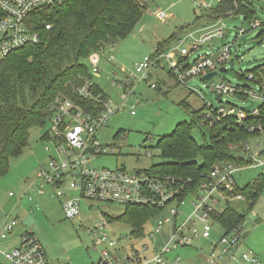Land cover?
<instances>
[{"label":"built area","instance_id":"1","mask_svg":"<svg viewBox=\"0 0 264 264\" xmlns=\"http://www.w3.org/2000/svg\"><path fill=\"white\" fill-rule=\"evenodd\" d=\"M60 1L0 0V61L14 49L39 42L33 15L38 9L53 7ZM144 3L147 4L146 1ZM197 6L209 7L204 3ZM234 11H227L210 26L187 32L169 49L144 56L142 61L135 64L134 72L124 76L120 81L110 80V85L117 89L119 103H115L109 96L105 97L102 92L95 91L91 79H83L82 84L75 88L77 101L63 96L56 98L57 101L50 107L54 112L53 127L48 136L51 147H44L50 153L49 158L45 164L37 167L36 177L29 184L27 191L34 185L36 191L42 193L44 186H50L57 197L63 198L62 209L68 219L80 216L82 201L150 205L159 208L161 212L167 209L174 218L171 220L165 217L159 220L148 234L150 238L156 234L161 235L162 227L165 224L169 227L167 237L159 249L151 247L152 252L157 251L153 257H148L150 247L146 242H142L138 249L131 247L121 254L116 241L107 240L103 235L94 242V247L100 254L96 264H166L169 261L167 255L172 249L191 247L199 239L206 240L211 237L214 222L212 215L223 209L219 208L220 203L226 205L233 200L245 201L244 196L236 191L235 175L238 170L245 166L264 167V158L260 157L258 150L251 153L248 143H244L240 153L250 158V164L238 165L233 161L214 164L196 191L190 194L192 209L189 214H184L182 212L184 200L179 201L177 197L185 186L191 184L190 178L181 183V178L171 174H156L146 170L127 172L120 168L95 166L98 157L113 152L112 149L110 153L107 152L99 139L100 131L106 127L108 119L122 110L130 111L131 114L136 113V105L140 102L135 93L136 83L146 82L150 88L155 89L157 83L153 81L152 75L166 71L170 72L176 83L194 89L197 84L190 86L189 81H197L196 78L203 80L202 77L211 71H218L215 76L222 73L219 69L225 67L230 58V45H223L215 53L196 55L191 61L188 57L203 43L213 41L215 37L225 38L226 23L223 18L232 17ZM157 17L164 20L166 14L160 11L157 12ZM247 22L249 29L261 26L258 19ZM44 26L45 29L50 28L49 24ZM246 30L243 27H236V34L241 36ZM189 39L188 49L183 44ZM101 55V52L93 53L88 58L94 73L100 72L98 62ZM215 76L204 81L210 82L212 92L218 95V103L214 105L201 97L204 100L201 114L203 121L213 125L223 119L232 118L241 125L248 119H254L256 121L245 127L246 131L260 133L264 130V62L256 71L248 70L243 73V79L246 80L243 83L213 81ZM247 82L256 85L257 89L253 90ZM225 95L242 99L254 97L260 100V104L246 109L231 101H223L221 96ZM173 201H177L176 205L169 207ZM88 207L92 205L89 204ZM181 215H184V218L178 222L177 218ZM100 224L106 225L105 219H102ZM16 225L15 217L0 222V242L6 240ZM240 227L229 234H223L217 243L211 244L210 250L205 254L207 264H224L222 261L226 258L228 260L235 258L234 252L242 245ZM18 238L19 244L15 246H0V259L6 264H57L47 259L44 247L35 237L23 233ZM179 260L180 257H177L176 261ZM240 260L246 264L259 263L258 257L249 249L241 253Z\"/></svg>","mask_w":264,"mask_h":264},{"label":"rangeland","instance_id":"2","mask_svg":"<svg viewBox=\"0 0 264 264\" xmlns=\"http://www.w3.org/2000/svg\"><path fill=\"white\" fill-rule=\"evenodd\" d=\"M144 1L147 4L139 21L127 36L103 51L98 62L100 72L93 76L95 82L115 103H119L120 99L117 89L110 85V80L120 81L124 76L134 72L135 64L142 61L144 56L152 55L158 42L169 40L171 36L178 33L179 28L193 26L196 22L194 21L195 13L202 10L193 3V0ZM195 1L200 3L209 0ZM216 1L212 0L211 3L216 4ZM171 2H174L173 5L176 6L171 5ZM256 8L255 16L264 22V10H261L259 6ZM157 11H163L170 17L161 21L155 15ZM223 20L226 23V37L223 39L215 37L213 41L203 43L188 57V60L191 61L199 54L215 53L222 45H230V58L225 64L228 71L215 76L212 80H226L233 84L243 83L246 80L240 76L264 62V43L258 42L256 38L261 27L249 29L248 22L240 19L232 20V17H225ZM236 27L246 28L247 32L239 36L236 34ZM194 29L196 28L191 30ZM152 79L158 84L156 89L150 88L146 82L135 84L136 93L141 98L140 104L136 105V113L131 114L127 110L119 111L108 119L106 127L100 131L101 143L105 145L107 152L110 153V149L113 152L98 157L95 160V166L120 168L127 172L149 169L163 161L157 146L162 136L170 134L178 123L192 122L194 114L203 107L204 100L214 105L218 103V95L212 92L210 82L201 78H196L197 85L194 89L176 83L170 75L163 72L153 74ZM247 84L253 90L257 89V86L251 82ZM221 99L246 109L260 104V100L254 97L242 99L225 95L221 96ZM48 126V122L47 125L32 126L28 131L26 145L17 155L9 158L6 169L0 173V222L14 217L17 219L13 232L7 236L6 240L0 242V246H15L19 244V235L30 231L44 247L47 259L57 264H96L100 254L94 247V242L103 235L107 237V240L116 241L121 254L131 247L138 249L142 242H146L150 247L148 257L157 254V251H151V247L159 249L160 244L167 237L169 227L165 224L161 229V235L156 234L150 238L148 234L159 220L165 217L174 219L167 209L146 222L143 237H136L132 235V229L128 224L118 220L109 221L104 216L106 214L109 217H118L125 212L124 205L82 201L80 216L68 219L64 216L61 205L63 198L57 197L50 186H44L42 194L36 191L34 185L27 191L29 184L36 177L37 167L45 164L49 158L50 153L44 147H51V143L43 141ZM118 130H123V134L115 137ZM191 134L198 144L205 142L199 128L193 127ZM248 145L251 153L257 149L260 157L264 158V130L251 136L248 139ZM263 175V167L245 166L236 172L235 177L238 184L242 186L261 180ZM70 193L73 195L72 192ZM183 200L185 204L182 212L189 214L192 209L190 205L192 195L188 194ZM176 203L177 201H173L169 207L175 206ZM89 204L92 207L89 208ZM229 204L242 212L245 220L240 232L243 247L234 252V259L226 258L225 261L229 262L228 264H246L240 260V255L251 246L244 245V241L248 239L249 244L255 243L254 240H258L262 235L258 245L264 246V187L251 210H248L245 201L233 200ZM224 206L223 203L219 204L220 209ZM183 218L184 215L178 217V222ZM102 219L106 221L104 226L100 224ZM222 235V227L217 222H212V234L209 239L196 241L191 247L172 249L167 255L169 261L166 264H187L186 259L190 255L194 253L205 255L210 250L211 243H217ZM176 255H179L182 260L172 263ZM196 260L194 258L192 264H207L204 257L198 258V263ZM0 262L6 264L2 259Z\"/></svg>","mask_w":264,"mask_h":264},{"label":"trees","instance_id":"3","mask_svg":"<svg viewBox=\"0 0 264 264\" xmlns=\"http://www.w3.org/2000/svg\"><path fill=\"white\" fill-rule=\"evenodd\" d=\"M144 2L61 0L53 7L36 11L33 23L39 42L14 49L0 61V173L6 169L9 158L17 155L26 145L32 126L47 125L48 122L43 141L49 140L54 114L50 107L57 101L56 98L67 96L77 101L75 88L82 84L83 79H91L94 90L108 97L95 82L93 76L98 73L92 71L88 58L128 35L145 9ZM257 5L253 1L219 0L207 15L217 20L225 11L234 9L235 14H242L249 21L255 18ZM259 8L263 10L262 5ZM45 24H49L50 28L45 29ZM260 27L257 34L259 41L264 39V23ZM184 28H179V31ZM175 36L159 42L153 52L169 48ZM260 65L250 70L256 71ZM240 77L243 78L242 75ZM203 108L194 114L192 122L178 123L170 134L158 140L163 161L146 169L150 173L177 176L181 178V183L190 178L193 183H186L188 185L177 197L179 201L196 191L214 164L224 161L250 164V158L241 155L240 151L251 136L258 134L248 133L245 129L256 121L254 119L240 125L234 119L226 118L209 125L201 116ZM193 127L201 130L205 138L203 144L194 140L191 134ZM122 134L123 130H118L115 137ZM263 187L264 175L261 180L242 186L237 184L236 191L244 196L248 210L252 209ZM124 207L125 212L118 217L104 216L109 221L128 224L136 237H143L146 222L162 211L150 205L129 204ZM212 218L222 227L223 234H229L242 226L245 215L228 203L222 210L213 213ZM24 233L34 237L30 231Z\"/></svg>","mask_w":264,"mask_h":264},{"label":"crops","instance_id":"4","mask_svg":"<svg viewBox=\"0 0 264 264\" xmlns=\"http://www.w3.org/2000/svg\"><path fill=\"white\" fill-rule=\"evenodd\" d=\"M178 1V0H177ZM212 1V0H211ZM211 1L209 0L208 2L207 1H201L200 2V0H199V2L200 3H195L196 1L195 0H193V3L194 4H196V6H197V4H200V5H202L203 3L205 4V5H208L209 7H207V8H205L204 6H201L200 8L202 9V10H200L199 12L197 11L196 13H195V18L196 17H198V20H196V22H195V24L193 25V26H191V27H186V28H184L183 30H181L180 29V31H179V29H177V31H178V33L176 34L175 33V40L171 43V45L172 44H175V42H176V40L178 39V38H181V37H183L184 35H186V33L187 32H189V31H192L191 30V28H196V29H194V30H197V29H201V28H204V27H207V26H210V25H212V24H214L215 22H216V20L215 19H212V18H209L208 17V13L210 12V10H212V9H214V7L215 6H217V4L219 3V0H217L216 1V4H212L211 3ZM253 2L255 3V5H257V7L258 6H260V5H262L263 6V10H264V0H253ZM173 3L174 2H171L170 4L171 5H173ZM170 5V6H171ZM174 7L176 6V5H173ZM198 7V6H197ZM227 11H234V9L232 10H227ZM227 11H225L222 15H224ZM157 12H160V11H157ZM157 12L155 13V15H156V17H157ZM163 12V11H162ZM165 13V12H164ZM166 14V13H165ZM222 15L219 17V18H221L222 17ZM241 16H243L242 14H233L232 15V20H236V19H240V20H242V21H245L244 19H243V17H241ZM170 17V15H167L166 14V18L165 19H167V18H169ZM158 18V17H157ZM218 18V19H219ZM159 19V18H158ZM217 19V20H218ZM254 19H257V17L255 16V18ZM195 20V19H194ZM259 20V19H258ZM161 21H164V20H161ZM260 21V20H259ZM245 22H247V21H245ZM261 22V24L262 23H264V22H262V21H260ZM176 31V32H177ZM260 31V30H259ZM246 32H247V30H246ZM245 32V33H246ZM244 33V34H245ZM243 34V35H244ZM242 36V35H241ZM256 38H257V36H256ZM219 39V38H218ZM165 40H163V41H161V42H164ZM257 41L258 42H262V44L264 43V39H261L260 41L257 39ZM159 43V42H158ZM157 43V44H158ZM156 44V45H157ZM188 44V45H187ZM171 45H170V47H171ZM183 46L184 47H186V48H190V39L189 40H187V41H185V45L183 44ZM223 46V45H222ZM169 47V48H170ZM169 48H167V49H169ZM221 48V47H220ZM220 48H218V49H220ZM103 53V51H101V54ZM99 60H100V58H99ZM163 73H166V74H168L169 72H166V71H162ZM169 75V74H168ZM171 77V76H170ZM195 81V80H194ZM156 89V88H155ZM135 93H136V90H135ZM136 95L139 97V95L136 93ZM139 100L141 101V98L139 97ZM138 104H140V102L138 103ZM248 143V142H247ZM257 148V147H256ZM237 184H238V182H237ZM253 215H255L254 213H253ZM261 225V224H260ZM240 229H241V231H242V226L240 227ZM20 235H22V234H20ZM263 236L261 235L260 236V238H262ZM259 238V239H260ZM258 239V240H259ZM199 240H201V239H199ZM198 240V241H199ZM258 240H254V242L255 243H252V242H250V244H249V241H248V239H246L245 241H244V245H250L251 247L249 248L248 246V249L249 250H251L257 257H258V260H259V263L258 264H264V246H261V245H258ZM263 243H264V240H263ZM212 244V243H211ZM241 247H243V245H241ZM246 247V246H245ZM179 254V253H178ZM177 257H180L179 255H176L175 257H173V262L172 263H177V262H181V257H180V260L179 261H176V258ZM202 257H204V258H206L205 257V255H203V254H199V255H197L196 253H194V255H190L186 260H187V264H192V260L195 258V259H197L196 260V263H198V258H200V259H202ZM167 258H168V260H169V257L167 256ZM185 260V261H186ZM224 264H228L229 262H225V260H223L222 261ZM240 262V261H239ZM0 263H2V262H0Z\"/></svg>","mask_w":264,"mask_h":264},{"label":"water","instance_id":"5","mask_svg":"<svg viewBox=\"0 0 264 264\" xmlns=\"http://www.w3.org/2000/svg\"><path fill=\"white\" fill-rule=\"evenodd\" d=\"M227 71L228 70L225 67H222L219 69V72H222V73L227 72ZM217 74H218V71H211V72L205 74L202 78H203V80H209L212 76H215ZM196 84H197V81H194V80L188 82V85H190V86H194Z\"/></svg>","mask_w":264,"mask_h":264}]
</instances>
